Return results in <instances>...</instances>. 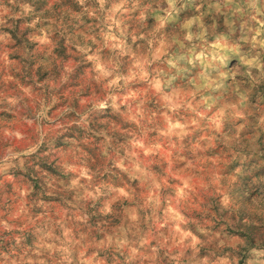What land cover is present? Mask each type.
<instances>
[{
    "label": "clouds",
    "instance_id": "clouds-1",
    "mask_svg": "<svg viewBox=\"0 0 264 264\" xmlns=\"http://www.w3.org/2000/svg\"><path fill=\"white\" fill-rule=\"evenodd\" d=\"M0 264H264V0H0Z\"/></svg>",
    "mask_w": 264,
    "mask_h": 264
}]
</instances>
